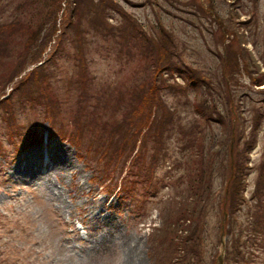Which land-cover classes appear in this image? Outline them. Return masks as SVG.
Here are the masks:
<instances>
[{
  "label": "rangeland",
  "instance_id": "rangeland-1",
  "mask_svg": "<svg viewBox=\"0 0 264 264\" xmlns=\"http://www.w3.org/2000/svg\"><path fill=\"white\" fill-rule=\"evenodd\" d=\"M56 1L0 0V264H158L161 254L153 251L154 233L163 225L166 205L184 187L182 173L187 171L185 166L174 168L178 162L173 159L184 160L180 144H169L164 162L153 176H146L154 183L153 188L150 182H139V176L130 174L129 181L134 180L136 187L129 185L138 191L130 196L120 186H109L111 180L105 182L109 175L116 178L113 166L107 168L103 160L86 159L78 149L86 151L87 143L93 142L91 151L95 154L97 143L108 139V132H104L110 127L108 120L126 125L125 109H115V105L122 99L130 101L135 95L133 88L142 90L144 81L156 85L158 91L164 90L165 103L181 122L203 115L207 103L218 106L226 116L227 105L233 110L237 98L247 107L245 133L251 136L256 112L264 113V86L253 85V77H261L260 72L250 74L246 52L237 49L239 45L248 49L264 72V0H62L60 9ZM115 39L131 46L127 51L129 63L119 61ZM31 46L29 56L17 62L20 53ZM223 60L227 68L228 61L236 66L234 79L224 73ZM156 65L162 67L154 69ZM36 66L41 67L26 79ZM87 72L95 80L87 88L83 86L89 103L81 108L79 82H85ZM44 75L48 82L42 81ZM223 79L228 85L219 84ZM40 80L51 96L54 117L45 91L33 102L22 93L33 87L40 90ZM107 91L113 94L107 96ZM222 91L228 100L232 97L233 104L224 100ZM56 98L58 113L53 101ZM99 100L101 106L94 109L91 103ZM153 111L147 128L150 133H159L164 114L155 107ZM76 116L89 127L84 131L85 143L76 134ZM209 116L213 120L203 116L209 125L208 143L223 135L222 124L215 122L223 115ZM229 116L236 128L245 120ZM262 120L258 141L249 154L244 191L247 199L260 181L264 163ZM169 123L170 119L166 121ZM17 125L22 130L18 131L21 137L16 138L12 128ZM39 128L42 140L17 141ZM157 136L153 134L148 153H152ZM236 140L234 132L231 142L214 147L225 150L221 161L226 166L220 168L217 163L221 171L215 172L213 190L226 198L229 181L221 174H233ZM63 152L60 156L68 167L52 174L50 169H56L53 157ZM34 160L49 161L47 172L38 171L47 181L33 176ZM215 204L213 200L209 207L208 226L196 257L204 264L227 261L230 237L226 215L215 212ZM255 252V263L264 264V248ZM241 253L237 260L242 262L234 264H254Z\"/></svg>",
  "mask_w": 264,
  "mask_h": 264
},
{
  "label": "trees",
  "instance_id": "trees-1",
  "mask_svg": "<svg viewBox=\"0 0 264 264\" xmlns=\"http://www.w3.org/2000/svg\"><path fill=\"white\" fill-rule=\"evenodd\" d=\"M210 1L211 0H209V2ZM56 2H58L60 9L62 0H57ZM209 7L211 10L214 9L210 3ZM13 31L14 30L11 29V33ZM222 32L223 35L226 34V31L224 32L223 30ZM41 39L42 37H40V42ZM30 40L31 39H29L28 42H30ZM43 40H45V37ZM114 41L115 43H118V45L115 46V50L118 54L117 57L119 61L121 60L122 62L123 60H128L129 63L131 57L128 55L127 51L131 46L127 43L120 42L118 39H115ZM165 45H167V42ZM239 46L240 47L237 49L239 52L245 51L247 53L244 55V59L247 62V71H249L250 74H252V72H260L261 77H253V85L260 87L264 86V72H261L262 66L259 59L255 58L248 49L242 48L241 45ZM32 47L34 46L22 51L17 62L25 60V58H27L33 51L31 50ZM168 51V48H165L167 55H169ZM237 54L238 53L234 50V55L236 57ZM143 59L147 60L145 57ZM137 61L139 60H136L135 62ZM226 62L227 61L223 60L221 65H223L224 68L222 69L225 74L230 75V79H234L232 77V72L233 70H237V68L231 61H228L227 68ZM158 66L159 68L162 67V65H156L154 69ZM40 67L41 66H36L31 70L33 72L28 75L25 73V75H27L26 79H28ZM147 67L149 68V64ZM229 69L232 70L229 71ZM159 72L161 71L157 70V74L160 75ZM222 76L224 75L222 74ZM189 77L190 76H187V78ZM21 78L23 79V76ZM84 80V83H82V81L79 82L81 108H85L89 103L87 99L88 93L83 91V86H85L84 88H87V86L93 83L95 79L93 74L90 75L89 72H87V78ZM42 81L48 82V76L44 75ZM42 81L40 80L39 82L40 90L33 87L30 91L22 90V93L25 95L24 97L27 101L33 102L41 98L42 90L43 92L45 91L47 99L51 105V115L53 116L51 96L42 84ZM223 81H225V79L221 80L219 84L228 85V82L224 83ZM164 87L166 89V86ZM133 90L135 91V95L132 96L130 101L126 100L125 102L124 99H122L121 102L119 101L115 105V109H117L118 106L120 110L125 109L123 112V120L126 121V125H117L121 124V122H111V120H108L107 124H109L110 127L104 128V132H108V139L97 143L95 154L91 151V147L94 145L93 142H86L89 148L86 151H84L83 148L80 150L78 149V152L82 153L86 159L91 157L92 161L96 160L101 162L103 160L106 167L113 166L114 176L117 173L116 178H112V175H109L105 182L107 183L111 180L107 183L109 186H120V189L124 190V193L130 196V194H136L138 192L130 186L132 185L136 187L133 183L134 180L132 182L129 181L130 174H134L135 178L139 176V182H150L149 185L153 188L152 186H154V183L148 181L146 176L150 174L153 176L156 173L159 163L164 162V153H167V151H165L167 146L172 144L173 141L179 143L180 154L183 156L184 160L179 162V159H173V162H178L174 168L178 165L181 167L185 166L187 171L186 173H182L184 187L181 188L179 186V196H176L174 198L175 200L173 199L172 202L169 200L170 202L168 201L169 203L167 205L165 204L167 200L165 201L164 204L166 207L162 216L163 225L156 229L154 233L152 248L154 252L155 250H158L161 254V261H159L158 264H204V262L197 261L196 257L199 255L200 244L204 240L203 236L206 233V227L208 226L207 220L210 213L209 207L213 203V200L216 201V204L214 205L215 212L218 211L221 215H226V233L230 237L229 242L227 243L228 250L226 264L242 262L240 259L237 260L240 252H242V257L247 256L248 259L251 261L253 260V263L256 264L254 259L257 252L255 251L260 252V250L264 248V163L261 169L260 181L256 183L254 192L252 193L253 196L251 195L250 197L251 199H247L244 196V191L248 184L247 174L250 170L248 165L250 161L249 154L258 141V134L262 128L261 123L263 122L262 119H264V113H261L260 111L256 112L257 119H260V122L256 119L252 128V135L247 136L245 133V127L247 125V120L249 119L244 114L247 112V107L243 106L237 98L235 104H233L232 97L228 100V94L224 93V91L221 92L222 95L225 96L224 100L226 99V102L230 101V104L232 103L234 105L233 110L232 106L229 108L227 105L228 109H226V116L228 119L224 113H221L218 106L213 107L207 103L204 108H202L203 115H200V117L194 116L188 121V117L186 120L183 118L181 122L178 121V118H174L176 113L167 106V103H165L163 97H165L164 95L166 93L162 88L158 91L156 85L149 86V82L146 83V81H144L142 90H139L137 87L133 88ZM32 93L34 94L31 96ZM106 94L107 96H111L113 93L107 91ZM230 95L229 92V96ZM101 96H103V93H101L98 98L100 99ZM129 96H127V99ZM42 101L45 100L42 99ZM53 101L55 102L56 112L58 113V106L60 109L59 99L56 98ZM222 103H224V101ZM91 105L96 109L101 106V101L99 100V103L93 102ZM154 107L161 109V113L164 114L161 118L162 121L159 123V133H150L147 128L148 126H151L150 119L154 113ZM214 114L223 115V118L215 119V122L222 124L223 135L219 137L218 140H215V138H212V140L210 139V143H208L209 139H207V130L209 125H207V118L204 117L203 119V116L206 115L210 120H213L209 115ZM228 114H231V117L234 116L241 120H245L239 122L241 123V126L236 128L234 127L232 120H230V116L228 117ZM154 117L156 118L157 115L154 114ZM75 118L76 120L74 124L77 127L76 134L80 137V141L82 142L84 131L86 132L89 127H87V122L83 123L81 121V116H76ZM168 119H170L171 123L166 124ZM15 127L17 128V135L15 137H21V134L18 133V131L22 130L21 126L17 125ZM234 128H236V131H234ZM234 132H236L237 140L236 160L234 167H232L233 174L231 176L221 174V176H224L227 179L226 182L229 181L226 198L225 194L224 196L217 195V191L213 190L215 172H219L218 169L226 166L225 161H221V158H225V150H219V148L215 149L214 147H219L221 143L224 145L225 141L228 143L229 141L231 142ZM153 134L158 135L155 139L156 145L152 153H148L149 144L152 140ZM31 138L42 140L43 134L41 129L39 128L37 131L32 132L31 135H25V138L23 139L20 138V140H15L19 142L22 141L21 143H29ZM222 138H224L223 141H221ZM82 143H85V141L83 140ZM207 147H209V152H206ZM217 163L220 167H218V169ZM139 166H142V169L138 168L137 171L135 167ZM215 194L216 198L212 199ZM177 197H180V199ZM250 201L253 203L252 206Z\"/></svg>",
  "mask_w": 264,
  "mask_h": 264
},
{
  "label": "bare ground",
  "instance_id": "bare-ground-1",
  "mask_svg": "<svg viewBox=\"0 0 264 264\" xmlns=\"http://www.w3.org/2000/svg\"><path fill=\"white\" fill-rule=\"evenodd\" d=\"M12 130H13L12 136L16 135L17 128L14 127V128H12ZM63 154H64V152L61 153V154L54 155L53 159H54V163L56 164V169H55V171H53L54 170V167L52 169H50V172H52V174H55L61 168L68 167L67 160H62L64 157L63 156H60V155H63ZM43 158H47V157L45 156ZM33 165H34V169L32 168V170L35 173V174H33V176L36 177V178H42L41 175L38 173V171H46L47 172V169H49V166H50L49 165V161H47V163H44L43 160H41V161L40 160H34ZM18 168L21 169V165L18 166ZM43 168L46 169V170H43ZM17 169H16V171H17ZM50 172H48L47 174H49ZM42 179H43L44 182L47 181V178L46 177H45V179L44 178H42ZM52 184H53V182H52V180L50 178L49 179V185H52ZM78 220H79L80 223L84 224V222H83L82 219H79L78 218ZM105 220H107V219H105ZM107 224L108 223L106 222L105 225L107 226ZM109 228L114 229V227H109ZM83 239H87V238L83 237ZM94 241L96 243L98 242V240H92V242H94Z\"/></svg>",
  "mask_w": 264,
  "mask_h": 264
}]
</instances>
